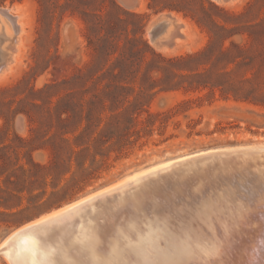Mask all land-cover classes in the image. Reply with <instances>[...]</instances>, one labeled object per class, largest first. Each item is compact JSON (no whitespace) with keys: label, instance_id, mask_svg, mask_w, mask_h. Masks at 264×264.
<instances>
[{"label":"trees","instance_id":"trees-1","mask_svg":"<svg viewBox=\"0 0 264 264\" xmlns=\"http://www.w3.org/2000/svg\"><path fill=\"white\" fill-rule=\"evenodd\" d=\"M24 1L0 0V7ZM31 1L37 5L38 22L48 31L66 17H78L90 58L73 76L41 89L32 87L31 95L42 97L45 106L43 128L31 127L28 139L16 137L17 146L0 143V208L14 211L13 216L27 212L31 201L42 209L81 193L154 135L164 137L168 123L193 104L233 99L264 107V58H256L252 46L264 18L253 17L252 2L237 13L209 0H149L154 14L182 13L207 35L203 49L167 57L152 50L144 38L147 16L123 11L116 0ZM239 32L246 35L247 46L233 41ZM227 40L231 49L225 46ZM42 65L39 69L45 72L48 64ZM37 69L31 67L17 88L29 83ZM178 92L194 97L167 112L152 111L159 96ZM32 107L41 108L36 103ZM12 114H25L36 123L27 111ZM0 116L6 126L7 116ZM197 124H189V136ZM37 152L47 154L45 163L34 161ZM34 182L43 188L31 197ZM48 188L49 199L41 203ZM25 194L30 197L27 206Z\"/></svg>","mask_w":264,"mask_h":264},{"label":"bare ground","instance_id":"bare-ground-1","mask_svg":"<svg viewBox=\"0 0 264 264\" xmlns=\"http://www.w3.org/2000/svg\"><path fill=\"white\" fill-rule=\"evenodd\" d=\"M10 16H0V72L17 59L20 28ZM177 34L168 40L175 46ZM183 158L20 228L0 245L2 256L9 264H264V146ZM124 236L142 241L140 256ZM212 245L209 259L201 249Z\"/></svg>","mask_w":264,"mask_h":264},{"label":"rangeland","instance_id":"rangeland-1","mask_svg":"<svg viewBox=\"0 0 264 264\" xmlns=\"http://www.w3.org/2000/svg\"><path fill=\"white\" fill-rule=\"evenodd\" d=\"M125 1L126 3H122ZM209 1L217 7L237 13L242 12L248 2H252L253 17L264 18V0H229L222 4ZM116 2L123 11L147 16L144 38L150 48L157 53L175 57L191 54L206 46V32L190 17L182 13L165 10L154 14L152 10L148 9L149 0H116ZM0 9L10 10L11 15L17 18V25L20 28L14 49L17 59L13 65L0 72V114L8 118V124L4 126L5 120L0 116V143L17 146L16 137L28 139L31 136V127L43 128L44 126L43 99L31 95V88L41 89L53 80L61 81L73 76L89 60L90 51L83 34L84 26L78 17H66L60 24L56 22L48 31L44 25L38 22L37 5L34 1L26 0L14 4L7 2ZM210 12L216 14L214 11ZM163 14L172 15L181 25L178 31L172 24L167 26L163 37L165 41H168L175 32L181 35V41L169 49L154 47L147 36V29L151 22ZM246 38V35L242 36L239 32L234 36L233 41L244 47L247 46ZM5 40L4 36L0 37V43ZM225 46L231 49L229 40L226 41ZM252 46L255 50L257 49L256 58H264V24L260 26L257 40L253 42ZM44 63L48 64L45 72L39 69V66ZM36 66L38 69L34 73L35 77L29 83L17 88L25 74L31 72V67ZM236 73L238 74V72ZM193 97V95H185L182 92L163 94L153 103L152 111L167 112L174 108L178 102ZM33 103L38 104L41 108H33ZM16 109L29 112L35 118L36 123L32 125L25 114L13 117L12 111ZM192 120L198 124L194 133L189 136L191 129L188 126L192 125ZM171 135L174 136L172 139L163 142ZM257 146H264V107L236 102L233 99L219 100L211 105L207 102H203L200 106L193 104L190 111L174 117L168 123L164 137L154 135L145 146L136 148L127 158L116 163L112 170L104 173L101 179L94 181L91 186L71 199L41 209L34 207L32 201L28 205L27 199L30 200V197L25 194L23 204L28 205L29 209L18 217L13 216L14 211L0 208V245L20 228L58 211L57 208L88 192L99 189L123 175L131 174L135 169L140 170L146 166L168 161L174 163L180 160L179 158H190L198 154L199 150L203 151L207 148L225 147L220 149L224 150ZM11 152L10 150L9 153ZM200 153H204V151ZM33 159L36 163H45L47 154L44 152L34 153ZM41 188H43L42 183L34 182V191L31 197L40 195ZM50 191L51 189L48 188L41 203L49 199ZM0 264H9L2 255H0Z\"/></svg>","mask_w":264,"mask_h":264},{"label":"water","instance_id":"water-1","mask_svg":"<svg viewBox=\"0 0 264 264\" xmlns=\"http://www.w3.org/2000/svg\"><path fill=\"white\" fill-rule=\"evenodd\" d=\"M122 1V0H121ZM212 2H215L217 4H222L224 2H227L229 0H211ZM122 3H126L125 2H122ZM0 16H4V17H8V18H11L13 20H15L14 18H12L10 16V13L9 11L7 10H3V9H0ZM172 23L174 25V27L176 28V30L180 29L181 28V25L178 24V21L177 19H175L172 15H166V14H163V15H160L159 17H157L154 21L151 22V24L149 25L148 29H147V36L149 38V42L156 48H172L175 46V41L171 40V41H165L163 39L164 37V34H165V31L167 29V26ZM179 38H181V35L178 33L177 34ZM225 147H215L213 149H203L204 152L206 151H210V150H220V149H223ZM201 150H199L198 152H203ZM196 152V153H198ZM148 166L146 167H143V168H147ZM142 169V168H140ZM139 169H135L131 174H133L135 171H137ZM130 175V174H126V175H123L121 176L120 178H118L117 180L115 181H112L110 182L109 184L99 188V189H96V190H93L91 192H88L80 197H78L77 199H75L74 201L70 202V203H67L65 205H62L61 207L57 208L56 210H60L64 207H68L82 199H85L93 194H96V193H99L100 191L114 185V184H117L118 182L120 181H124L125 178H127V176ZM51 213V212H50ZM40 218V217H39ZM38 218V219H39ZM0 255H2V252L0 251Z\"/></svg>","mask_w":264,"mask_h":264},{"label":"snow or ice","instance_id":"snow-or-ice-1","mask_svg":"<svg viewBox=\"0 0 264 264\" xmlns=\"http://www.w3.org/2000/svg\"><path fill=\"white\" fill-rule=\"evenodd\" d=\"M124 247L129 251L130 255L132 257H136V256H140V250H139V245L142 241H137V242H133L131 237L128 236H124ZM34 244H37L38 246H42L40 245L39 241H33ZM46 243V242H45ZM197 247H200L199 245H197ZM204 253V255L211 259L212 257H214L217 252H218V248L215 247V245H212L211 249H201ZM130 264H137V261L135 259H132L130 261Z\"/></svg>","mask_w":264,"mask_h":264}]
</instances>
